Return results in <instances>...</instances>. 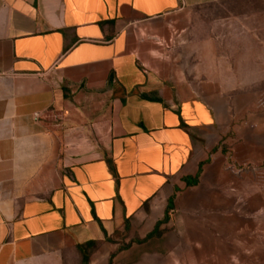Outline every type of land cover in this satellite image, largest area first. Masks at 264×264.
<instances>
[{
  "label": "crops",
  "instance_id": "0c3cea01",
  "mask_svg": "<svg viewBox=\"0 0 264 264\" xmlns=\"http://www.w3.org/2000/svg\"><path fill=\"white\" fill-rule=\"evenodd\" d=\"M251 1L0 0V264H102L264 168Z\"/></svg>",
  "mask_w": 264,
  "mask_h": 264
},
{
  "label": "rangeland",
  "instance_id": "374dc122",
  "mask_svg": "<svg viewBox=\"0 0 264 264\" xmlns=\"http://www.w3.org/2000/svg\"><path fill=\"white\" fill-rule=\"evenodd\" d=\"M249 6L263 11L264 0ZM259 41L255 47L258 74L264 73V13L256 20ZM255 93L241 95V128L246 140L264 138V77L257 78ZM217 188L208 189V203L188 211V219L174 213L172 227L159 237L144 241L123 240L102 264H264V168L225 167L218 175ZM143 241L134 243L136 241ZM130 245L128 249L122 247Z\"/></svg>",
  "mask_w": 264,
  "mask_h": 264
},
{
  "label": "trees",
  "instance_id": "16d2710c",
  "mask_svg": "<svg viewBox=\"0 0 264 264\" xmlns=\"http://www.w3.org/2000/svg\"><path fill=\"white\" fill-rule=\"evenodd\" d=\"M198 176H199V174L194 179H186V185L187 186L195 185L197 183ZM173 200H174V197H172L170 202H169V205H168V208H167V211H166V216H165L164 220L161 221V222H158L156 224L154 230L144 239V241H149L152 238L161 236V234L163 233V230H164L161 227L164 224H167L169 222L168 213H169V211H171L173 209ZM138 242L141 243L143 241L139 240V241H136L134 243H138ZM96 247L97 246H96L95 242H90V243H88L86 245H79L78 246V248H79V250H80V252L82 253V256H83V264H88L89 263L90 251L95 249ZM129 247H130V245L124 246V247H122V250L128 249Z\"/></svg>",
  "mask_w": 264,
  "mask_h": 264
}]
</instances>
